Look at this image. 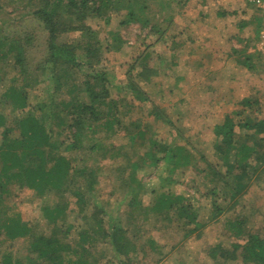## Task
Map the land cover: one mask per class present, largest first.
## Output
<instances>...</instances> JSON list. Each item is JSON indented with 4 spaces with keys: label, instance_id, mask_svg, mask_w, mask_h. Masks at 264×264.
Returning a JSON list of instances; mask_svg holds the SVG:
<instances>
[{
    "label": "rangeland",
    "instance_id": "374dc122",
    "mask_svg": "<svg viewBox=\"0 0 264 264\" xmlns=\"http://www.w3.org/2000/svg\"><path fill=\"white\" fill-rule=\"evenodd\" d=\"M0 1L2 3V7H0V39L4 41L3 47H0L1 52L7 53L8 56L0 58V77L3 78L0 82V107L3 111L10 113V120L14 118L12 104L4 98L3 93L5 85L9 83V78L12 75L7 66L15 60L14 54L8 50L9 44L16 39L25 46L26 50L27 85L32 86L27 89L30 93L29 101L33 104L36 102L43 104L44 123L56 133L62 128L58 127L57 115L63 118L64 126L68 122L70 123V118L62 107L60 110L54 109L51 104L68 100L70 94H67L68 92L65 90L54 92L53 82L48 80V75L43 74L41 79H34L35 75L41 72L40 66H46V58L49 57L46 54L45 42L47 31L43 30L42 24L32 15V10L38 8L37 3L40 4L41 1L33 0L32 5L28 6H26L28 0ZM162 1L137 0L134 9L139 20L123 24L120 23L121 15L111 14L112 11H109L108 15L111 14L109 22H106L105 14L86 20L93 32L92 36L82 33L80 30H71L63 33L57 39L59 44L66 42L77 45L74 46L75 53H78L76 67L66 66L68 70H71L68 72L70 74H68V78L76 81L78 85L86 78L87 73L105 71L110 80L108 86L110 95L106 101L111 104L114 99L117 101L124 98L127 102L131 101L132 103L130 108L117 103V105H121L119 107L122 110L119 108V112L115 111L113 114L122 119L120 123L125 125H120L122 128L117 131V134L107 136L108 132L102 128L85 137L83 140L87 144L80 149H64L62 151L64 155L71 158L72 165L75 167L72 171L78 173L75 181L86 192L84 198L89 200L85 207L88 222L84 219L77 222L79 220L77 213L71 209L77 208L74 202L75 198L72 197L69 201L70 205L65 208V220L74 222L69 237L71 240H76L80 230L88 229L90 235H94L96 239L92 243L93 246L88 245L94 250L93 252L105 254L106 249H115L110 241L101 238L95 231L96 224L90 216L92 212L101 217L100 210L104 209L107 212L104 215L108 221L107 226L113 223L110 222L112 218H116V223L125 230L123 237L129 243L128 253L130 256L121 252L119 253L120 258L117 255L115 257L114 252L110 249L102 264H235L231 260L212 259L208 253L211 247L214 248V245L220 243L224 247H230V244L236 240L228 230L227 219L240 217L244 219L246 226L252 232L264 235V179L252 181V183L250 181L248 190L239 198L238 204L230 212L222 213L217 220H210L208 214L213 209L211 206L213 197L210 189L216 185L220 187L221 181L212 179L213 176L200 170L206 167V163L202 161H199L198 167H192L191 162L179 165L174 172L176 178L166 181L164 187H170L174 193L181 194L185 197V204L194 208L198 221L202 223L197 228L194 222L185 224L187 221L178 216L174 210L170 211L168 215H165V212L154 211L152 205L155 202L156 194L144 193L138 189L137 197L142 202L134 210L129 209L125 199L128 193L137 189L134 183L128 182V171H138L137 178H140L145 185L157 187L158 176L161 173L166 175L168 164L172 165L166 163L163 158L158 159L164 152L159 151V144L153 143L152 138H156L157 143L160 141L178 143L182 140V143H186L187 150H194L196 153L200 147H209V152L214 156L213 148L209 145L214 138V125L218 121L221 122L224 115L228 114L227 112L230 110L227 108L228 111H225L226 113L222 116L223 108L218 107L217 103H211L210 98L193 89L192 84L196 79H189L190 76L186 75L188 63L185 62L187 59L183 57V54L180 56L175 54L176 56L170 57L164 39L175 34L172 41L175 43L174 50L181 54L183 47L178 46L180 39L175 33L179 24L173 20L172 31H162L164 25L162 18L183 8L177 6V0H171L170 7L164 3L165 0ZM198 2L207 8L205 0ZM142 3L146 7L144 9L141 7L143 10L140 9L138 12L137 9ZM212 8L219 9L224 14L234 11L240 19H251L252 26L247 27L246 33L251 35L250 42L255 46L260 33L258 25L261 22H258L260 15L253 5L247 0H218L214 1ZM237 16L230 14L229 18L232 20L229 23H234ZM238 19L236 18V22ZM73 22L76 23V20ZM184 23H186L185 20H183ZM167 24L168 22L165 21V25ZM240 24L239 21L238 25ZM192 34L194 33L191 31L189 35ZM87 44L96 46L97 56L92 57L90 61L86 58L85 47ZM135 58L137 59L135 60ZM133 62L136 67L127 73V68ZM141 66L152 67L156 71L151 74L150 80L146 82L138 80L148 96V101L143 102L135 98L133 93L124 90L127 83L126 76L130 73L136 76ZM66 68L62 66V69ZM97 88L99 89V87ZM52 93H55L54 97ZM261 103V107L264 108V102ZM253 105L251 108L256 109L257 104L253 103ZM108 107L109 104H105V108L108 109ZM113 107L115 108V104ZM101 108H103L102 105ZM246 109L249 108L246 107ZM151 110H157L161 117ZM57 112L59 113L57 114ZM242 115L262 117L264 109L258 113L257 111H243ZM129 121H140L142 124L140 125L145 128L144 135L137 136L134 145L128 143L127 135L135 129L133 124L129 125ZM63 129L60 138L68 143L71 138L67 139V132ZM17 131V129L13 131L14 135L17 134ZM91 143H100V147L97 145L96 150L91 151L89 150ZM156 159H158V163H155ZM135 162H137L136 168L134 167ZM89 169L93 171L91 179L94 180L90 190H88L90 182L87 175ZM82 171H84L83 174ZM4 187L7 189L4 194L9 198L10 211H20L23 219L31 221L40 233L41 231L49 233L51 227L43 215L42 205L59 206L67 202L68 196H70L60 188L38 194L34 189L18 184L16 180L7 182ZM217 198L218 201L222 199V197ZM61 220L63 219L60 218L59 223ZM194 226L196 229L192 232ZM151 241H154V246ZM26 248H28V243L25 239L5 240L0 243V256L6 252L21 256L27 253ZM116 251L120 252L119 249ZM119 259H122V262Z\"/></svg>",
    "mask_w": 264,
    "mask_h": 264
},
{
    "label": "trees",
    "instance_id": "16d2710c",
    "mask_svg": "<svg viewBox=\"0 0 264 264\" xmlns=\"http://www.w3.org/2000/svg\"><path fill=\"white\" fill-rule=\"evenodd\" d=\"M32 1L28 0L26 6L32 5ZM40 1V4L37 3L39 7L32 10V15L42 24L43 30L47 31L45 42L46 54L49 57L46 58V66H40L41 72L36 74L34 79H41L43 74L48 75V80L53 82L54 92L65 90L68 92L67 94H70L68 100L51 104V107L58 110L62 107L65 114L69 116L70 123L68 122L66 126L63 125V118L60 115H57V119L58 127L65 129L67 139L70 137L71 141L68 143L62 141L60 138L62 128L55 133L44 123L43 104L30 103V93L27 91L30 85H27L25 46L16 39L14 42L11 41L8 50L14 54L15 60L7 66L12 75L9 78V83L5 85L3 96L8 102H11L14 118L10 120V113L3 111L0 107V243L5 240L14 241L22 238L28 243V248H26L27 253L21 256L13 255L14 253L11 252L3 253L0 256V264H102L110 249L114 252L115 257L117 255L120 258L119 253L121 252L130 256L128 253L129 243L123 237L125 230L116 223V218H112L110 222L113 223L107 226L108 221L104 218L107 212L104 209L100 210L103 217L92 212L90 216L95 221V231L101 238L110 241L115 249H106L105 254L93 252L94 250L88 245L93 246L92 243L96 239L94 235H90L88 229L80 230L75 241L69 237L74 222L65 220V208L70 205V199L75 198L74 202L77 208L71 209L77 213L79 218L77 222L83 219L88 222L85 207L89 200L84 198L86 192L75 181L78 173L72 171L75 167L72 165L71 158L64 155L62 151L64 149H80L87 144L83 140L85 137L102 128L108 132L107 136L117 134V131L122 128L121 126H125L124 123H120L122 119L113 114L115 111L118 113L121 107L117 103L128 108L132 103L131 101L127 102L124 98L117 101L114 99L111 104L106 101L110 95L108 87L110 80L105 71L87 73L86 78L78 85L76 81L68 78V72L71 70H68L66 66L76 67L78 53H75L74 46L77 45L66 42L59 44L57 39L63 33L71 30H80L82 33L92 36L93 32L86 20L93 16L105 14V20L109 22L110 15L118 13L122 16L120 23L123 24L139 20L134 9L137 0ZM0 7H2L1 1ZM141 7L144 9L146 5L142 3L137 9L138 12L142 9ZM109 11H112L110 15H108ZM74 20L76 23L73 22ZM261 20V17L258 18V22ZM258 26L259 32L261 24ZM3 45L4 41L0 39V46L3 47ZM95 47L90 44L86 45L88 61L97 56ZM2 57L8 56L7 53L1 52L0 47V58ZM62 66L66 69H62ZM134 67L136 66L133 62L127 68V73ZM48 69L49 72H47ZM155 72L152 67H139L137 77L131 73L126 76L127 83L124 90L133 93L135 98L142 102L148 101V96L138 80L146 82ZM2 79L0 77V82ZM54 94L52 93L53 97ZM253 103L258 105V103L261 104V101L243 98L241 100V104L244 106L242 110L225 115L223 122L214 126V138L209 144L213 148L214 156L209 152V147H200L196 153L194 150H187L186 143H167L165 141L157 143V139L152 138L153 143L159 144V151L164 152L158 159L163 158L166 163L172 165L168 164L166 175L161 173L158 176L161 181L157 179V183L159 182L157 187L145 185L140 178H137L138 171H128V182L131 181L137 188V191H131L125 198L129 209L134 210L141 204V199L137 197L141 190L144 193L156 194L155 202L152 205L154 211L165 212L164 214L168 215L170 211L174 210L178 216L187 221L185 224L194 222L196 228L200 227L202 223L198 221L194 208L185 204V197L181 194L174 193L170 187H164V183L176 178L174 172L179 165L191 162L192 167H198L199 161H202L206 163V167L200 170L213 176L212 179L221 181L220 187L215 184L216 186L210 189L213 197L211 201L213 209L208 214L210 220H217L222 213L230 212L238 204L239 198L248 190L250 181L252 183V181L264 179V118L242 115L246 107L251 109L254 106ZM105 104H109L108 109L105 108ZM112 104H115V108ZM120 109L122 110V108ZM151 111L161 117L157 110ZM129 122V125L133 124L135 129L127 135L128 143L134 145L136 137L144 135L145 128L141 126L140 121ZM14 129L18 130L16 135H14ZM96 143H91L89 150H96L97 145L100 147V143ZM63 145L65 146L63 147ZM109 149L112 148L109 147ZM158 159L155 163H158ZM136 164L137 162L134 163L135 168ZM92 173V169L87 172L90 182L88 190L92 188L93 184L91 183H94V180L91 179ZM11 180H16L18 184L34 189L38 194L60 188L70 195L67 202L62 205L52 207L42 205L43 215L51 224L49 233L37 231L31 221L23 219L20 211H10L9 198L4 194L7 190L4 184ZM217 197H222V199L218 201ZM60 218L63 219L61 223H59ZM227 224L229 232L236 240L230 244V247H224L220 243L214 245V248L211 247L208 253L210 257L212 259L220 258L223 261L231 260L235 264H264V235L252 232L246 226L244 219L240 217L227 219ZM195 226L192 228V232L196 229ZM151 242L154 246V241ZM118 249L120 252L116 251ZM119 261L122 262V259Z\"/></svg>",
    "mask_w": 264,
    "mask_h": 264
},
{
    "label": "crops",
    "instance_id": "0c3cea01",
    "mask_svg": "<svg viewBox=\"0 0 264 264\" xmlns=\"http://www.w3.org/2000/svg\"><path fill=\"white\" fill-rule=\"evenodd\" d=\"M198 1L177 0V6L183 9L162 18V31H172L173 20L179 24L175 32L180 39L178 46L185 49L181 48V54L174 50L175 43L172 41L175 34L173 38L168 36L164 41L170 57L183 54L188 63L186 75L190 76L189 79H196L192 84L193 89L223 108L222 116L228 111L227 108H230L228 114L242 110L243 98L264 102V53L257 50L256 44L252 45L251 35L246 33L247 27L252 26V20L240 19L234 11L224 14L212 8L214 1L218 0H205L207 8ZM164 3L170 7L171 0ZM230 14L237 16V22L241 24L238 25L236 18L234 23H229L232 20ZM191 31L194 34L189 35ZM261 106L262 103L256 109H245V112L258 113L264 109ZM259 118H264V115ZM222 122L218 121L215 125ZM178 143H182V140Z\"/></svg>",
    "mask_w": 264,
    "mask_h": 264
},
{
    "label": "built area",
    "instance_id": "2783aa9c",
    "mask_svg": "<svg viewBox=\"0 0 264 264\" xmlns=\"http://www.w3.org/2000/svg\"><path fill=\"white\" fill-rule=\"evenodd\" d=\"M247 1L256 8V10L259 12L260 17L262 18L261 29L259 36L257 38L256 47L257 50L264 53V0H247Z\"/></svg>",
    "mask_w": 264,
    "mask_h": 264
}]
</instances>
